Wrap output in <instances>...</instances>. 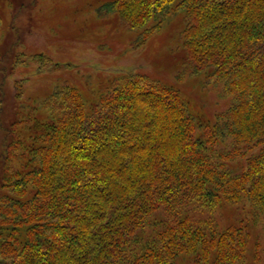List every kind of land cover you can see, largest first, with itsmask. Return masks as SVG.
I'll return each instance as SVG.
<instances>
[{"label":"trees","instance_id":"trees-1","mask_svg":"<svg viewBox=\"0 0 264 264\" xmlns=\"http://www.w3.org/2000/svg\"><path fill=\"white\" fill-rule=\"evenodd\" d=\"M102 9L138 32L135 45L179 17L180 63L220 86L228 106L206 116L179 89L139 74L105 80L94 101L63 86L39 107L21 105L4 137L0 264L239 260L245 205L264 218V0ZM14 87L20 95L21 82ZM224 206L243 217L223 228L196 218Z\"/></svg>","mask_w":264,"mask_h":264},{"label":"rangeland","instance_id":"rangeland-1","mask_svg":"<svg viewBox=\"0 0 264 264\" xmlns=\"http://www.w3.org/2000/svg\"><path fill=\"white\" fill-rule=\"evenodd\" d=\"M112 1L0 0V183L4 137L19 120L21 110L25 113L21 105L39 107L38 102L56 87L74 88L86 101H94L105 80L139 74L179 89L189 106L206 116L228 106L220 86L205 84L180 63L179 17H169L161 29L135 45L138 32L103 11L102 6ZM19 82L20 95L14 87ZM4 193L0 187V197ZM245 206V247L242 257L231 264H264V218L252 215L249 205ZM200 213H196L197 219L200 215L212 218L221 228L243 217L240 206L217 208L212 215Z\"/></svg>","mask_w":264,"mask_h":264}]
</instances>
